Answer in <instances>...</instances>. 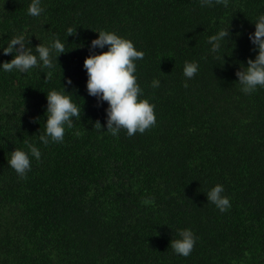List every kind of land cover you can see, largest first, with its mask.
<instances>
[{
    "label": "trees",
    "instance_id": "trees-1",
    "mask_svg": "<svg viewBox=\"0 0 264 264\" xmlns=\"http://www.w3.org/2000/svg\"><path fill=\"white\" fill-rule=\"evenodd\" d=\"M30 3L0 0V47L24 34L34 54L56 38L65 52L50 69L0 71V264H264V88L245 94L235 75L255 55L264 0H41L38 17ZM227 27L212 53L208 38ZM101 29L144 53L135 76L156 123L143 133L111 135L107 103L86 91ZM186 61L199 65L191 79ZM62 86L81 115L45 145L46 94ZM26 142L41 155L21 178L7 161ZM216 184L225 212L207 200ZM184 228L196 238L187 257L169 245Z\"/></svg>",
    "mask_w": 264,
    "mask_h": 264
},
{
    "label": "clouds",
    "instance_id": "clouds-1",
    "mask_svg": "<svg viewBox=\"0 0 264 264\" xmlns=\"http://www.w3.org/2000/svg\"><path fill=\"white\" fill-rule=\"evenodd\" d=\"M213 0H200L201 6H211ZM228 6V0H216ZM44 9L41 0H31L27 8V13L38 17ZM254 29L248 33V40L254 46L255 55L247 58L246 64L236 71L237 81L241 86V91L251 94L258 87L264 88V14L258 15L253 21ZM75 31L68 29V35ZM96 37L90 41L91 49H101L92 51L83 59V68L86 71V91L88 95L97 99V102H106L105 125L106 130L116 136L121 129H125L128 136L137 132L143 133L156 123L154 115V105L146 98H143V90L136 80L135 61L143 59L144 53L137 50L133 43L113 31L98 30ZM229 35L228 27L219 30L216 34L208 38L212 53H219L221 47ZM28 38L24 34H16L7 43L0 47L3 54H12L9 61L0 62V71L26 73L29 70L40 68H52L53 59L57 60L59 54L65 52L64 42L56 38L47 45H37L35 53L33 49L27 47ZM106 50H103L105 49ZM199 65L195 61H186L183 66V75L191 79L198 71ZM70 85L72 82L67 80ZM153 88L160 86V81H151ZM62 86L61 89H52L46 94L47 113L45 119V132L39 136L40 142L47 145L50 142L61 143L64 139L66 128L72 127L73 118L81 115V106H78L72 96L67 95ZM97 126L101 128L98 122ZM25 149H13L8 165L23 178L30 170V156L40 158L38 148L27 143ZM223 185L216 184L206 193L207 200L212 202L220 212L227 211L230 207L229 198L224 195ZM176 239L169 242L172 250L181 256L187 257L195 244V236L188 229H178Z\"/></svg>",
    "mask_w": 264,
    "mask_h": 264
}]
</instances>
